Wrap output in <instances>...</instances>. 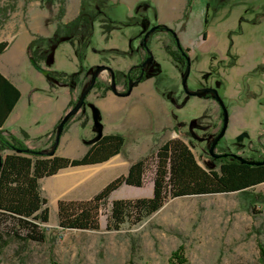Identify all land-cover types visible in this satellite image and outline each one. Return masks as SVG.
I'll list each match as a JSON object with an SVG mask.
<instances>
[{
    "label": "rangeland",
    "instance_id": "374dc122",
    "mask_svg": "<svg viewBox=\"0 0 264 264\" xmlns=\"http://www.w3.org/2000/svg\"><path fill=\"white\" fill-rule=\"evenodd\" d=\"M190 2L188 6L187 0H2L0 8L6 11L0 14V38L3 30L15 29L16 23L32 24V13L49 18L50 22H41L48 26L50 34L37 35L34 40L41 47L35 49L38 53L51 51L52 63L41 59L39 65L66 73L80 70L79 81L68 86L76 89V99L96 65L126 69L138 63L141 33L162 23L189 50L188 89L212 87L227 108V128L215 151L255 160L258 154H264V0ZM95 9H99L101 17L87 32L77 18ZM104 17L112 23L102 21ZM103 24H111L110 31ZM148 44L152 60L144 67L145 76H157L156 88L174 120L168 114L164 130L152 125L142 131L125 129L120 134L127 139L121 156L93 167L64 168L41 179L49 208V220L44 224L46 238L40 243L20 241L0 226V264H49L52 257L58 264H171L172 254L180 246L183 264H264L259 248L260 244L264 247V181L245 192L169 198L141 223L108 229L107 215L113 199L152 195L153 165L149 161L141 186L122 184L109 195L100 207L97 229L58 226V199L90 198L106 180L124 173L132 162L153 155L170 136L187 143L199 165L215 166L208 147L221 126L218 103L213 97L183 95L180 80L185 67L166 52L167 46L171 50L174 46L165 31L154 30ZM23 78L46 88L60 84L36 69ZM103 86L106 85L99 83L92 88L89 99L104 96L100 95ZM122 88L125 86L120 83ZM83 106L66 129L74 117L80 118ZM82 122L85 125L86 119L80 125ZM113 126L108 124L107 130L113 131ZM87 131L86 142L91 143L103 126L95 124ZM54 135L52 131L46 148L53 143ZM256 194L261 197L253 201Z\"/></svg>",
    "mask_w": 264,
    "mask_h": 264
},
{
    "label": "trees",
    "instance_id": "16d2710c",
    "mask_svg": "<svg viewBox=\"0 0 264 264\" xmlns=\"http://www.w3.org/2000/svg\"><path fill=\"white\" fill-rule=\"evenodd\" d=\"M187 3L190 6V0H187ZM5 11L6 9L0 8L1 15ZM87 13L88 15H81L77 19L89 32L92 23L101 17V12L95 9L87 10ZM101 20L112 23L108 17ZM103 25L106 26L107 31H110L111 24ZM6 45L7 42H0V53ZM166 52L177 60L173 51L166 49ZM28 56L34 58L39 64L41 59L45 61L51 58V51L38 53L30 46ZM79 59H81L80 56ZM132 72L130 70L128 73ZM80 73V70L73 73L49 70L47 78L70 86L79 81ZM122 75L121 71L114 70V82L118 83ZM98 84L96 80L92 88ZM109 89L110 85L103 86L100 95H104ZM14 92L13 101L15 102L19 92L16 89ZM78 98L79 95L74 101H70L69 107H72ZM72 117L73 115L66 121L63 130ZM59 122L60 120L54 126L53 133H56ZM23 135L25 137V134ZM123 141L124 138L120 134H106L95 141L81 157L70 158L55 153L48 155L47 152L51 150L52 144L45 149L44 153H38L41 149L28 147L21 138L14 135L3 136L0 130V226L10 236L17 237L20 241L43 242L46 238L44 224L49 220V208L46 205L47 199L42 194L41 179L52 176L67 167L103 162L120 151ZM211 160L214 161L215 166L202 167L187 143L181 138H170L164 141L153 155L133 162L126 174L112 179L90 198L58 199L56 205L58 226L63 229H97L100 207L106 203L109 195L122 184L141 186L149 161L153 165L152 195L134 199H113L107 215L108 229H119L124 224L141 223L169 198L231 191L245 192L264 181V163L247 164L229 154ZM257 197L261 196L256 194L252 200L257 201L259 199ZM261 198L264 199V197ZM259 248L260 260L264 261V247L260 244ZM170 262L171 264L185 263L181 246L172 254ZM49 264L58 263L52 257Z\"/></svg>",
    "mask_w": 264,
    "mask_h": 264
},
{
    "label": "crops",
    "instance_id": "0c3cea01",
    "mask_svg": "<svg viewBox=\"0 0 264 264\" xmlns=\"http://www.w3.org/2000/svg\"><path fill=\"white\" fill-rule=\"evenodd\" d=\"M30 18H34L32 24L16 23L15 29L3 30L0 38V42H7L6 47L0 53V130L3 135L12 134L21 138L30 148L45 150L54 126L70 108V100L75 99L76 89L70 90L68 86L61 84H56L54 87L47 85V88L36 86L23 78L24 74H29L34 69L28 56L29 47L31 46L32 50L41 49L36 45L38 40L34 39L37 35L48 36L46 32L50 34L48 26L41 22L47 19L46 16L32 13ZM47 20L49 21V18ZM45 68L51 70L48 66ZM117 70L124 69L117 68ZM103 71L107 74L101 75ZM101 72L98 74L99 83L107 85L110 73L106 69ZM14 89L19 92V97L15 102L13 101ZM90 94L91 92L86 96L80 118L74 117L71 120L72 125L62 131L55 154L79 158L103 135L121 134L126 131L125 129L142 131L150 125L156 130H164L168 127H166V119L169 122V109L165 106L164 98L151 79L146 83L135 85L130 94L126 96H120L111 90L106 91L102 97L95 93L97 97L93 99H89ZM31 107H34L33 112ZM82 119H86L84 126L80 125ZM96 123L103 126V131L96 140L88 143L85 138L88 133L87 129ZM108 124H114L113 131L107 130ZM123 138L120 151L103 162L122 155L127 140L126 137L123 136ZM170 138L172 136L168 139ZM103 162L73 167L88 168ZM127 170L106 180L103 186L112 179L126 174Z\"/></svg>",
    "mask_w": 264,
    "mask_h": 264
},
{
    "label": "water",
    "instance_id": "95a60500",
    "mask_svg": "<svg viewBox=\"0 0 264 264\" xmlns=\"http://www.w3.org/2000/svg\"><path fill=\"white\" fill-rule=\"evenodd\" d=\"M158 27V25L152 27L148 32L145 33L144 35V38L147 37L148 33L153 31L154 29H156ZM164 27H166L164 25ZM167 29L170 31L171 29L167 27ZM172 35L176 38L175 42H176V45L178 47H180V42L178 41L179 39L177 38L176 34L172 33ZM143 46H145V43H143ZM52 55V53H51ZM30 63L31 65L33 66L34 69H36L38 72H40L41 74L45 75V76H48V73H49V69L48 68H45V67H42L40 66L34 58L30 57ZM150 60V57L146 60V61H149ZM47 63H52V56L51 58H49L47 60ZM145 64V62L143 63ZM103 69H106L110 72V81H111V84H110V89L115 92L116 94L120 95V96H126L129 94L131 88H132V84H128V89L127 91H125L124 93H120V92H117L116 90V87H115V83H114V72L112 70L111 67L109 66H106V65H103V64H99V65H96L95 66V69L91 75V78H90V81L89 83L83 88V90L81 91L80 95H79V98L77 100V102L72 106L70 107L66 112L65 114L63 115V117L60 119V122L58 123L57 125V129H56V133H55V138H54V141L52 143V148L50 151L47 152L48 155H53L56 151V148L58 146V143H59V140H60V136H61V133L63 131V127H64V124L66 123V121L72 116L74 115L76 112H78L80 110V108L83 106V103L85 101V98L88 94V92L91 90V88L93 87L94 83H95V80L98 76V74L103 70ZM189 70H190V62H189V59L186 58V68H185V72L181 78V87H182V90L187 94V95H191V96H197V97H201L203 96L204 94L206 93H209L211 94V96L213 97V99L219 104L220 108H221V112H222V124H221V127L219 129V131L216 133V135L212 138L211 140V143L208 147V152L210 154L211 157L217 159L219 158L221 155H227V154H219V153H216L214 151V148L217 144V142L220 140V138L224 135L225 133V130H226V127H227V124H228V112H227V108L223 102V100L221 99V97L219 96L218 92L212 88V87H204V88H199L197 90H189L188 87H187V77H188V74H189ZM96 120V119H95ZM98 124V123H96ZM45 150H41V151H38V153H44ZM232 157L240 160L241 162H244V163H247V164H253V165H260V164H263L264 163V158L261 159V160H248V159H245L239 155H236V154H230Z\"/></svg>",
    "mask_w": 264,
    "mask_h": 264
},
{
    "label": "flooded vegetation",
    "instance_id": "af4514ba",
    "mask_svg": "<svg viewBox=\"0 0 264 264\" xmlns=\"http://www.w3.org/2000/svg\"><path fill=\"white\" fill-rule=\"evenodd\" d=\"M156 25H158V27L156 28V29H154V30H161V31H165L169 36H170V40L173 42V46H174V49H169V50H171V51H173L174 52V55L176 56V58H177V60H175V61H180L183 65H184V67L186 68V58H188L189 59V54H188V48L187 47H183L182 45H181V43H180V47H178L177 45H176V42H175V40H176V38L172 35V33H173V30H168L167 29V27H164V25L162 24V23H160V24H158V22H157V24ZM155 25V26H156ZM154 27V26H153ZM153 30V31H154ZM149 30H145V31H143L142 33H141V35H140V37H139V40H140V43L142 44V46H140V49H139V51H140V53H141V57H140V59H139V61H138V63H135L133 66H131L130 68H126V69H124V70H118V71H121L122 73H123V75L121 76V78L119 79V81H118V83H115V87H116V90H117V92H120V93H124L125 91H127V89H128V84H132V88L135 86V85H137V84H139V83H146V80L147 79H151L152 81H153V84H154V86H155V88H156V83H157V76L155 77V78H153L152 76H150V77H146L145 76V73H144V67H145V65L148 63V62H150L151 60H152V55H151V52H150V50H149V44H148V37L150 36V34L153 32V31H151V32H149L148 33V35H147V37L146 38H144V35H145V33L146 32H148ZM177 36V35H176ZM178 38V37H177ZM179 41V40H178ZM180 42V41H179ZM143 43H145V46H143ZM168 47V46H167ZM165 48V49H168V48ZM150 57V60L149 61H146L148 58ZM145 62V64H143ZM189 62H190V60H189ZM104 65V64H103ZM106 66H108V65H106ZM110 67V66H109ZM112 68V70H113V72H114V70H117V69H113V67H111ZM130 70H132L133 72L132 73H128ZM190 71V70H189ZM110 73V72H109ZM189 75V74H188ZM110 76V75H109ZM113 77H114V75H113ZM188 78V77H187ZM96 80L98 81V83H99V80H98V76H97V78H96ZM95 80V81H96ZM109 83L111 84V81H110V77H109ZM120 83H122L124 86H125V88H122V89H119V84ZM180 83H181V80H180ZM108 85V84H107ZM97 87V86H96ZM95 88V87H94ZM132 88H131V90H132ZM119 89V90H118ZM157 89V88H156ZM109 90H111V89H109ZM131 90H130V92H131ZM108 91V90H107ZM112 91V90H111ZM130 92H129V94H130ZM115 93V92H114ZM116 94V93H115ZM128 94V95H129ZM161 95H162V93H160ZM186 93L183 91V95H185ZM167 96H169V94L167 95ZM191 96V95H190ZM205 98H207V97H212L211 96V94H209V93H206V94H204L203 95ZM162 97H163V95H162ZM178 104V103H177ZM176 104V105H177ZM219 105V104H218ZM219 108H220V106H219ZM220 110H221V108H220ZM81 111H82V109H81ZM169 114H170V111H169ZM221 116H222V112H221ZM170 117H171V120L173 121L174 120V117H173V119H172V116H171V114H170ZM222 118V117H221ZM221 124H222V121H221ZM178 125L179 124H177L176 126L178 127ZM176 127V128H177ZM221 127V126H220ZM227 128V127H226ZM220 129V128H219ZM219 131V130H218ZM217 131V132H218ZM216 132V133H217ZM216 133L214 134V136L216 135ZM172 138H174V137H172ZM211 143V142H210ZM218 143V142H217ZM217 145V144H216ZM216 147V146H215ZM214 151H215V148H214ZM216 152V151H215ZM217 153V152H216ZM219 154H229L230 155V153H228V152H221V153H219ZM210 155V154H209ZM231 156V155H230ZM261 157H264V154L263 155H259L258 154V157L257 158H261ZM246 159V158H245ZM253 160V159H252Z\"/></svg>",
    "mask_w": 264,
    "mask_h": 264
},
{
    "label": "bare ground",
    "instance_id": "6f19581e",
    "mask_svg": "<svg viewBox=\"0 0 264 264\" xmlns=\"http://www.w3.org/2000/svg\"><path fill=\"white\" fill-rule=\"evenodd\" d=\"M57 178H58V177H57ZM57 182H58V181H57ZM56 184H57V183H56ZM59 184H60V182H59ZM50 186H51V185H50ZM58 186H59V185H58ZM49 189H50V188H49ZM51 189H52V187H51ZM51 189H50V190H51Z\"/></svg>",
    "mask_w": 264,
    "mask_h": 264
}]
</instances>
